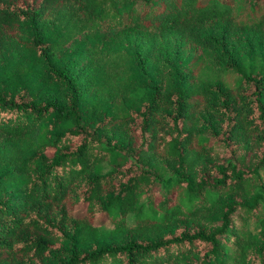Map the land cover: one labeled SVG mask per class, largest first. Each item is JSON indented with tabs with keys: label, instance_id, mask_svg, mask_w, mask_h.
Segmentation results:
<instances>
[{
	"label": "trees",
	"instance_id": "1",
	"mask_svg": "<svg viewBox=\"0 0 264 264\" xmlns=\"http://www.w3.org/2000/svg\"><path fill=\"white\" fill-rule=\"evenodd\" d=\"M263 170L264 0H0V264H264Z\"/></svg>",
	"mask_w": 264,
	"mask_h": 264
},
{
	"label": "rangeland",
	"instance_id": "2",
	"mask_svg": "<svg viewBox=\"0 0 264 264\" xmlns=\"http://www.w3.org/2000/svg\"><path fill=\"white\" fill-rule=\"evenodd\" d=\"M176 46H178L177 51H180V52L184 51L185 53H187V54H180V55L182 56V58H184V59H188V58H190V57L193 56V54H190V50H189V48H187V47L184 46L183 44H180V43H176V44H174V45H173V50L176 49ZM1 62H2V61H1ZM2 63H3V62H2ZM52 152H53L52 149H49V150L47 151V153H48L49 155H51ZM108 169H109V167L105 166L103 172H106ZM262 172L264 173V170H263ZM84 210H85V205H84V204H78V205L74 208L75 214H77V215L82 214V213L84 212ZM95 223H96L97 225H99V226L101 227V229H103V230H110V229L112 228V223L110 222V220H108V219L106 218L105 215H98V216L96 217V219H95ZM133 223H134V218H133L132 215H129V216L127 217V224H128L129 226H132ZM251 226H252V224H251Z\"/></svg>",
	"mask_w": 264,
	"mask_h": 264
}]
</instances>
